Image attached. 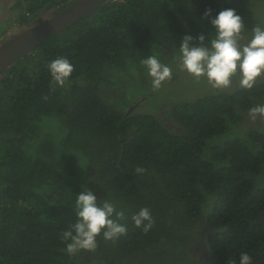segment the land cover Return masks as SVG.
Masks as SVG:
<instances>
[{"label": "trees", "instance_id": "1", "mask_svg": "<svg viewBox=\"0 0 264 264\" xmlns=\"http://www.w3.org/2000/svg\"><path fill=\"white\" fill-rule=\"evenodd\" d=\"M74 1L14 0L0 45ZM226 8L243 19L241 46L264 27V0H111L0 76V264H238L243 252L264 264V117L249 114L264 79L160 101L142 64L156 56L167 81L192 77L182 39L209 43ZM59 57L74 66L63 87L47 67ZM132 90L148 97L129 102ZM82 186L125 213L127 232L69 254ZM143 208L147 232L132 221Z\"/></svg>", "mask_w": 264, "mask_h": 264}, {"label": "clouds", "instance_id": "2", "mask_svg": "<svg viewBox=\"0 0 264 264\" xmlns=\"http://www.w3.org/2000/svg\"><path fill=\"white\" fill-rule=\"evenodd\" d=\"M211 10H206L205 18L211 17ZM214 38L205 43V36L194 38L185 35L180 46V60L184 71L194 78H206L214 88L230 86L232 77L239 75L241 88L251 89L256 80L264 75V27L257 26L252 31L251 39L243 46L239 44L243 19L235 9L220 10L210 19ZM147 75L152 80L154 88L171 78L172 69L161 63L156 56H149L142 61ZM48 71L54 85L63 87L70 79L74 66L65 57H59L49 62ZM253 120L264 117V105H258L249 110ZM143 169L137 168L140 173ZM76 222L63 232L62 240L66 243L69 254L80 250H95L97 237L103 236L106 241H116L126 235L127 227L121 223L125 213L118 210L110 200H98L89 188L82 186L75 199ZM137 228L144 232L152 228L153 220L147 208L141 209L132 216ZM238 264H253L252 257L243 252Z\"/></svg>", "mask_w": 264, "mask_h": 264}, {"label": "water", "instance_id": "3", "mask_svg": "<svg viewBox=\"0 0 264 264\" xmlns=\"http://www.w3.org/2000/svg\"><path fill=\"white\" fill-rule=\"evenodd\" d=\"M111 0H75L47 20L38 23L0 45V76L40 45L88 18Z\"/></svg>", "mask_w": 264, "mask_h": 264}, {"label": "rangeland", "instance_id": "4", "mask_svg": "<svg viewBox=\"0 0 264 264\" xmlns=\"http://www.w3.org/2000/svg\"><path fill=\"white\" fill-rule=\"evenodd\" d=\"M14 0H0V20H4L7 18L8 16V9L10 8V6L12 5ZM52 16V13H46L45 15L42 16L43 20H47ZM36 25V24H35ZM16 27V25L14 26V28ZM22 31L24 30L21 29ZM251 39V38H250ZM147 77H149L147 75ZM194 77H190V78H186V79H180L177 83L174 80L171 81H164L162 83V85L159 88H154V95H159L160 101L163 100L166 96L168 95H172L175 97H179L181 94H183V90L189 94L190 96H193L194 98H196L197 96H199L203 90H207L209 89L212 85L208 83V81H204L203 85H201V88L196 85V86H192L191 84H189ZM264 79V75H261L256 82H259L261 80ZM192 84H195L192 82ZM175 85V86H173ZM183 86V90L181 89V87ZM225 89H233L232 84H230V86L226 87ZM115 93H117L116 91H114ZM114 93V94H115ZM114 94H110L109 90H106V92H104V90H102V95L105 97H111ZM127 95H130V99H127L129 102L135 103L138 100H144L145 98L148 97V95H145V93L143 91H139V90H132L131 92H127ZM133 107V105L131 106ZM130 109V108H129Z\"/></svg>", "mask_w": 264, "mask_h": 264}]
</instances>
